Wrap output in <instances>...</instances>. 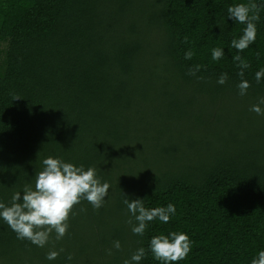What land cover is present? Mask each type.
<instances>
[{
  "label": "trees",
  "instance_id": "obj_1",
  "mask_svg": "<svg viewBox=\"0 0 264 264\" xmlns=\"http://www.w3.org/2000/svg\"><path fill=\"white\" fill-rule=\"evenodd\" d=\"M248 2L0 0V202L10 205L25 185L34 187L49 156L94 168L110 185L101 208L82 200L66 235L56 240L53 232L44 247L18 239L0 218V264H124L141 247L139 264H161L150 240L171 232L191 241L174 264L258 257L264 115L250 108L264 98V77L255 80L264 69V0H254L256 40L239 53L250 65L242 78L230 44L245 25L227 12ZM214 48L222 59L212 60ZM189 49L195 54L186 60ZM195 65L203 67L188 75ZM241 79L251 85L244 96ZM124 196L148 209L171 203L176 212L134 235ZM50 251L59 252L55 260L46 258Z\"/></svg>",
  "mask_w": 264,
  "mask_h": 264
},
{
  "label": "clouds",
  "instance_id": "obj_2",
  "mask_svg": "<svg viewBox=\"0 0 264 264\" xmlns=\"http://www.w3.org/2000/svg\"><path fill=\"white\" fill-rule=\"evenodd\" d=\"M261 5L254 0L248 3H237L228 7V17L235 23L245 25L243 34L239 39H233L230 47L237 50L233 61L237 63L240 69L238 75L242 78L244 70L250 67L239 53L246 50L256 40V23L260 19ZM184 43H188V37H184ZM194 52L189 49L185 52L184 58L191 60ZM259 58V52H257ZM224 56L221 48H214L211 52L213 61H218ZM202 65H195L188 69L187 74L196 76L201 70ZM264 77V69L255 73V80L260 83ZM203 80L204 77H198ZM228 80L227 73H223L217 80L218 84H225ZM250 83L241 79L237 85L239 95L244 96L247 93ZM20 99L18 96L14 100ZM264 104V98H261L258 104L253 105L250 111L257 115H264L260 105ZM43 169L36 173L34 187L25 185L23 192H16L11 199L10 205L0 202V218L16 233L17 238L28 240L38 247H44L51 234L55 233V239H62L68 230L69 214L73 208L86 200L96 210L101 208L108 196L110 185L101 184L96 178L94 168L84 169L83 166H75L58 158L51 156L43 160ZM123 203L126 205L129 219L127 223L131 226L134 235L143 236L149 222L155 219L163 223H168L170 217L175 214V206L169 203L166 207H156L148 209L144 206L142 199L129 200L124 196ZM84 211L85 209H81ZM114 247L119 250L121 245L119 241L114 242ZM149 250L153 258L160 261L161 264H174L184 260L191 250V241L184 233L171 232L169 235L154 236L150 240ZM60 251H63L61 249ZM111 255V250L108 251ZM59 255L57 251H50L46 258L55 260ZM146 255L143 247L138 248L131 256L130 260H125L124 264H139ZM72 259L71 254L67 256ZM251 264H264V250L258 253V257L251 261Z\"/></svg>",
  "mask_w": 264,
  "mask_h": 264
},
{
  "label": "rangeland",
  "instance_id": "obj_3",
  "mask_svg": "<svg viewBox=\"0 0 264 264\" xmlns=\"http://www.w3.org/2000/svg\"><path fill=\"white\" fill-rule=\"evenodd\" d=\"M2 50H3V44H0V61L2 59ZM157 62V61H156ZM159 62V61H158ZM156 63V64H159V63ZM181 97H184V94H181Z\"/></svg>",
  "mask_w": 264,
  "mask_h": 264
}]
</instances>
